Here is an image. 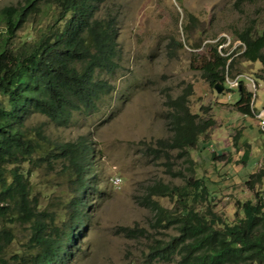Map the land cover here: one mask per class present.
Segmentation results:
<instances>
[{"label": "trees", "instance_id": "trees-1", "mask_svg": "<svg viewBox=\"0 0 264 264\" xmlns=\"http://www.w3.org/2000/svg\"><path fill=\"white\" fill-rule=\"evenodd\" d=\"M106 3L23 0L1 10L0 264H68L89 225V201L98 191L93 143L86 135L71 140L53 138L41 126L27 125L26 120L38 114L56 127L68 129L77 118L100 112L113 86L98 72L115 74L123 57L118 17L109 11L102 15ZM41 15L46 17L31 39L17 45V32ZM238 38L242 44L237 53L246 62H259L257 75L264 79V29L250 28ZM225 42L221 38L211 45L213 52L201 67L203 79L212 87L224 85L235 64L231 54L218 51ZM237 77L241 99L235 109L252 115L253 94L240 82L241 76ZM193 95L189 85L165 101L172 136L160 140L159 149L151 150L178 151L190 160L188 150L195 149L200 136L215 126L214 119L192 113L189 103ZM237 141L235 138V144ZM41 168L60 169V180L66 186L59 195H47L37 187L33 176ZM244 184L251 198L237 201L233 219L214 210L203 178H185L181 186L162 182L152 186L145 202L154 214L155 227L176 234L168 240H155L146 264H264V164ZM136 232L127 230L129 236Z\"/></svg>", "mask_w": 264, "mask_h": 264}, {"label": "rangeland", "instance_id": "rangeland-1", "mask_svg": "<svg viewBox=\"0 0 264 264\" xmlns=\"http://www.w3.org/2000/svg\"><path fill=\"white\" fill-rule=\"evenodd\" d=\"M22 2L0 0V39L4 31L1 10ZM108 11L118 17L123 57L115 74L98 72L113 86L100 112L77 118L68 129L38 114L26 120L27 125H39L59 140L86 135L96 149L98 191L90 198V222L68 264H146L154 241L176 234L155 227L154 214L145 202L152 186L159 182L181 186L185 178H203L214 210L233 219L237 201L251 198L245 180L264 164L261 65L246 62L237 53L242 44L240 32L264 29L263 0H107L102 15ZM45 17L32 18L20 29L16 44L29 41ZM221 38L226 42L218 51L231 54L235 64L226 76L225 91L218 94L203 79L201 67L213 52L211 45ZM239 75L253 94L252 115L235 109L241 92L239 87L231 88V82L234 86ZM189 85L194 91L189 103L192 113L214 119L215 126L200 136L195 149L188 150L190 160L178 151L154 152L151 149H159L160 140L172 136L165 101ZM56 170L41 168L33 176L37 187L50 196L59 195L66 186L60 169ZM128 229H137L136 235L129 236Z\"/></svg>", "mask_w": 264, "mask_h": 264}, {"label": "water", "instance_id": "water-1", "mask_svg": "<svg viewBox=\"0 0 264 264\" xmlns=\"http://www.w3.org/2000/svg\"><path fill=\"white\" fill-rule=\"evenodd\" d=\"M214 88L218 94H222L224 92V85L222 83L216 84Z\"/></svg>", "mask_w": 264, "mask_h": 264}, {"label": "built area", "instance_id": "built-area-1", "mask_svg": "<svg viewBox=\"0 0 264 264\" xmlns=\"http://www.w3.org/2000/svg\"><path fill=\"white\" fill-rule=\"evenodd\" d=\"M238 80H239V77L236 78V82H235L234 86H233V82H231V86H232L231 88L237 87L239 85V81ZM262 130L264 131V122H263ZM117 182L120 183V179ZM117 182H115V183L117 184Z\"/></svg>", "mask_w": 264, "mask_h": 264}]
</instances>
